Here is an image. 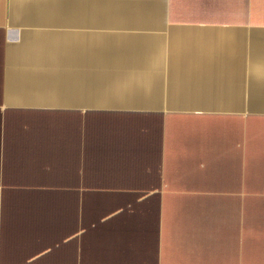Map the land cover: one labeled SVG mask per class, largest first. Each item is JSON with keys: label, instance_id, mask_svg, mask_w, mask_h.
Instances as JSON below:
<instances>
[{"label": "crops", "instance_id": "obj_1", "mask_svg": "<svg viewBox=\"0 0 264 264\" xmlns=\"http://www.w3.org/2000/svg\"><path fill=\"white\" fill-rule=\"evenodd\" d=\"M0 264H264V0H0Z\"/></svg>", "mask_w": 264, "mask_h": 264}]
</instances>
